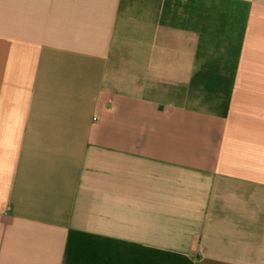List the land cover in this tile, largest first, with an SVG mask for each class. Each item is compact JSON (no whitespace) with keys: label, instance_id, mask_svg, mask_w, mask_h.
<instances>
[{"label":"crops","instance_id":"0c3cea01","mask_svg":"<svg viewBox=\"0 0 264 264\" xmlns=\"http://www.w3.org/2000/svg\"><path fill=\"white\" fill-rule=\"evenodd\" d=\"M0 264H264V0H0Z\"/></svg>","mask_w":264,"mask_h":264}]
</instances>
